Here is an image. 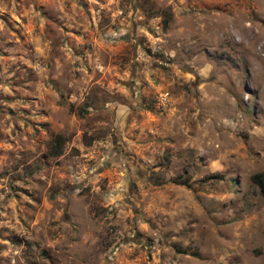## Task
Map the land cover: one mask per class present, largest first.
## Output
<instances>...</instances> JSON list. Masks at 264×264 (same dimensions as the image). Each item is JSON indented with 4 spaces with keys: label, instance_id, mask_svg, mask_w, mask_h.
Masks as SVG:
<instances>
[{
    "label": "rangeland",
    "instance_id": "obj_1",
    "mask_svg": "<svg viewBox=\"0 0 264 264\" xmlns=\"http://www.w3.org/2000/svg\"><path fill=\"white\" fill-rule=\"evenodd\" d=\"M259 173L264 0H0V264H264Z\"/></svg>",
    "mask_w": 264,
    "mask_h": 264
},
{
    "label": "trees",
    "instance_id": "obj_2",
    "mask_svg": "<svg viewBox=\"0 0 264 264\" xmlns=\"http://www.w3.org/2000/svg\"><path fill=\"white\" fill-rule=\"evenodd\" d=\"M59 153L57 155H59ZM252 181L260 187L262 193L264 194V174H255L252 176Z\"/></svg>",
    "mask_w": 264,
    "mask_h": 264
}]
</instances>
